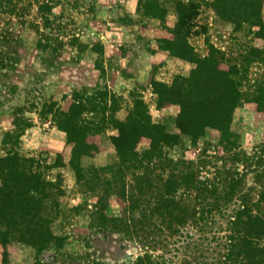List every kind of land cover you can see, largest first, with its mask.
Returning a JSON list of instances; mask_svg holds the SVG:
<instances>
[{
    "label": "rangeland",
    "instance_id": "rangeland-1",
    "mask_svg": "<svg viewBox=\"0 0 264 264\" xmlns=\"http://www.w3.org/2000/svg\"><path fill=\"white\" fill-rule=\"evenodd\" d=\"M180 1L188 7L192 3L197 6H192L193 21L183 27L182 34L201 56L209 50V42L222 46L229 58L237 60L254 42L264 46V40L255 39L248 25L236 30L221 23L209 5L211 0H0V156L16 153L31 160L35 168L49 170V177H60L65 189L62 206L71 208L70 218L84 192L77 186L72 168L59 162L58 154L69 152L71 145L67 132L57 125L55 111L74 91L84 98L97 96L110 102L115 93L119 107L114 114L121 119L127 117L134 98H142L154 121L173 120L180 106L160 107L156 84L188 76L196 65L170 48V40L179 31ZM249 76L250 81L240 79L245 93L254 92L256 81L262 84L264 62L255 61ZM104 91L107 94L102 98ZM105 114L111 125L110 113L98 116ZM236 120L240 148L253 152L255 145L264 142V115L243 104L237 109ZM110 125L106 133H117ZM219 136L213 130L197 143L184 137L179 145L166 150L180 167L200 155L212 160L207 169L217 164L225 171L239 165V170L247 171L246 187L259 200L264 179L257 175L263 166L248 169L243 163H231L233 152L220 145ZM106 159L113 155L104 153L97 161ZM96 197L81 208L82 216L69 221L59 218L55 230L68 234L61 243H50L36 252L26 243L13 242L7 246L8 258H4L5 248L0 243V264H135L146 250L153 257L144 261L150 259L152 264H264V239L254 244L259 246L253 248L259 249L257 256L239 254L243 242L230 239L234 231L226 214L217 210L204 229L187 224L175 233L168 226L160 229L158 223L134 227L132 215L138 213L128 211V206L112 195L108 212L121 218L113 229L91 220ZM260 207L264 210L262 204ZM233 208L234 204L226 213Z\"/></svg>",
    "mask_w": 264,
    "mask_h": 264
},
{
    "label": "trees",
    "instance_id": "trees-1",
    "mask_svg": "<svg viewBox=\"0 0 264 264\" xmlns=\"http://www.w3.org/2000/svg\"><path fill=\"white\" fill-rule=\"evenodd\" d=\"M183 4L179 2V31L169 44L177 55L196 65L188 76L178 75L172 83L156 84L160 107L180 106L173 120L154 121L142 98H134L127 117L121 119L114 114L119 107L115 93L110 102L105 98L98 100L97 96L84 98L74 91L63 98L55 111L57 125L67 132L71 145L69 152L58 154L59 162L72 168L77 186L84 192L72 218L71 208L62 206L65 189L60 177H49V170L35 168L31 160L16 153L0 156V243L5 248L4 258H8L7 246L13 242L26 243L36 252L50 243H61L68 234L55 230L59 218L69 221L82 216L81 208L88 206L94 196L97 197L91 220L95 218L99 227L117 228L120 215L108 212L112 195L121 199L128 211L138 213L132 215L134 227L158 223L160 229L168 226L175 233L187 224L204 229L217 210L226 214L234 231L230 239L242 240L239 254L257 256L259 249L253 248L259 246L254 244L264 239V210L260 207H264V192L259 200L253 198L245 185L247 171L234 164L225 171L217 164L214 169H207L212 160L201 155L180 167L178 161L173 163L166 148L179 145L184 137L197 143L216 130L220 145L233 152L231 163H243L248 169L263 166L257 178L264 179V142L255 145L253 152L241 149L235 129L237 109L243 104L264 115V80L253 84L252 93H245L240 80L250 81L251 65L264 62V46L254 42L237 60L229 58L222 46L209 42V50L201 56L182 34L183 27L193 21L195 12L191 8L195 3L189 7ZM209 5L221 23L233 25L236 30L248 25L255 32V39L264 40V0H211ZM106 94L104 91L102 98ZM53 109L52 106L49 111ZM107 112L111 125L106 122L107 114L98 116ZM109 125L118 132L107 134ZM141 144L145 146L141 148ZM104 153L113 155V159L97 161ZM166 163L170 166L166 167ZM233 204V210L226 213ZM152 257L146 250L135 264H152L150 259L144 261Z\"/></svg>",
    "mask_w": 264,
    "mask_h": 264
}]
</instances>
